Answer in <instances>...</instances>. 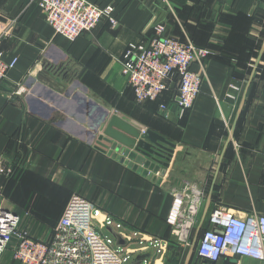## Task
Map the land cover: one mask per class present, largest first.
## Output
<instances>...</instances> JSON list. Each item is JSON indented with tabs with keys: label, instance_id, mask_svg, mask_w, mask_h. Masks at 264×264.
Here are the masks:
<instances>
[{
	"label": "crops",
	"instance_id": "obj_1",
	"mask_svg": "<svg viewBox=\"0 0 264 264\" xmlns=\"http://www.w3.org/2000/svg\"><path fill=\"white\" fill-rule=\"evenodd\" d=\"M89 1L112 6L117 24L103 19L70 40L34 0H0V25H12L0 52L7 61L18 58L0 85V154L22 172L13 182L24 188L20 201L2 194V202L23 217L24 229L46 238L64 212L54 225L46 219L50 211L66 207L74 193L84 195L103 212L101 221L111 219L101 230L114 246L137 249L127 264H264L246 257L211 263L197 254L216 208L264 215V0ZM156 23L164 35L210 51L204 63L191 64L203 83L181 119L171 93L164 95L165 112L155 102L139 103L122 74L128 45L149 40ZM18 84L27 92L15 93ZM113 115L176 145L160 183L99 145ZM195 186L205 195L195 248L169 245L160 256L150 241L141 244L143 236L175 239L169 223L175 192ZM0 264H20L12 247Z\"/></svg>",
	"mask_w": 264,
	"mask_h": 264
},
{
	"label": "built area",
	"instance_id": "obj_2",
	"mask_svg": "<svg viewBox=\"0 0 264 264\" xmlns=\"http://www.w3.org/2000/svg\"><path fill=\"white\" fill-rule=\"evenodd\" d=\"M222 2L224 0H216ZM44 12L47 22L58 34L70 40L92 31L103 19L116 25L112 6L100 7L89 0H34ZM154 34L145 42L128 45L122 60V74L139 103L158 101L167 92L177 75V116L183 118L192 109L201 92L203 75L191 69L193 62L204 63L210 56L206 48L192 41L164 35L160 23L153 25ZM12 25H0V42L11 33ZM17 57L7 61L0 52V85L17 64ZM27 87L18 84L15 93ZM234 99L232 94L227 95ZM163 112L169 109L160 103ZM14 173L7 159L0 154V176ZM160 177V173H157ZM175 208L171 219L172 235L183 245H190L197 227V217L205 195L195 186L175 192ZM0 194V260L12 247L13 257L20 264H125L137 251L115 247L113 240L101 230L111 224L92 201L79 193L72 194L56 228L46 238H36L21 224L23 217L8 208ZM208 227L202 233L197 254L202 259L218 262L223 257H246L264 262V215L240 217L226 207L209 214ZM160 256L168 252V240H147ZM145 249V246H143ZM145 264H156L146 262Z\"/></svg>",
	"mask_w": 264,
	"mask_h": 264
},
{
	"label": "water",
	"instance_id": "obj_3",
	"mask_svg": "<svg viewBox=\"0 0 264 264\" xmlns=\"http://www.w3.org/2000/svg\"><path fill=\"white\" fill-rule=\"evenodd\" d=\"M264 50V47H263ZM176 75L171 85L176 87ZM103 134L99 136V145L124 164L142 173L144 176L161 182L170 166L176 145L152 129L140 130L122 119L113 115L102 127ZM160 166L164 168L160 170ZM160 172V178L157 173ZM203 221L197 226L192 248H195L199 234L202 231ZM206 261L214 263L211 260Z\"/></svg>",
	"mask_w": 264,
	"mask_h": 264
},
{
	"label": "rangeland",
	"instance_id": "obj_4",
	"mask_svg": "<svg viewBox=\"0 0 264 264\" xmlns=\"http://www.w3.org/2000/svg\"><path fill=\"white\" fill-rule=\"evenodd\" d=\"M22 173V172H21ZM21 173H17L14 171L13 174H11L9 177L12 179H19L21 176ZM24 174V173H23ZM2 176H0V194L5 195L6 197L10 198L13 201H19L21 199H23L24 197V188L20 185V183H16V181L14 182V184H11V182L7 183L4 180H1ZM14 179V180H15ZM176 241V239H174ZM177 243V244H176ZM176 247L175 249L180 250V248H182L179 243L176 241ZM180 247V248H179ZM127 264V263H125Z\"/></svg>",
	"mask_w": 264,
	"mask_h": 264
},
{
	"label": "trees",
	"instance_id": "obj_5",
	"mask_svg": "<svg viewBox=\"0 0 264 264\" xmlns=\"http://www.w3.org/2000/svg\"><path fill=\"white\" fill-rule=\"evenodd\" d=\"M169 93H171V99L172 100H174V97H175V95H176V93H177V88L175 87V88H172V87H170V90H169V92H167L166 94H169ZM165 99H166V101H167V98H166V96H163L161 99H159L158 101H149V102H155V103H157L158 105L160 104V103H162V102H164L165 101ZM15 172H17V173H21V172H19V171H15ZM2 179L1 180H4L5 182H7V183H9V182H11V184H14V182H13V180L15 179H12V178H10V177H5V176H2L1 177ZM15 180H17V179H15ZM20 201V200H19ZM18 202V201H17ZM18 205V204H17ZM64 208H65V206H64ZM64 208H62V209H60V208H56V209H52L50 212H51V214L46 218L49 222H52V223H54V225H55V222L59 219V217L61 216V214H62V212H63V210H64ZM39 219V218H38ZM58 222V221H57ZM57 222H56V224H57ZM55 227L56 226H53L52 228H54L55 229ZM53 229V230H54ZM169 245H171V246H173V247H176L175 245L177 244L176 243V241L174 240V239H172V240H169ZM176 243V244H175Z\"/></svg>",
	"mask_w": 264,
	"mask_h": 264
}]
</instances>
